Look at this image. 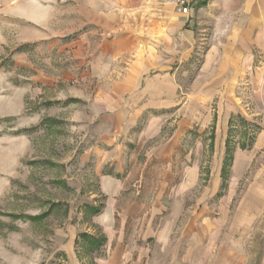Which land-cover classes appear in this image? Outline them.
<instances>
[{"label": "rangeland", "instance_id": "obj_1", "mask_svg": "<svg viewBox=\"0 0 264 264\" xmlns=\"http://www.w3.org/2000/svg\"><path fill=\"white\" fill-rule=\"evenodd\" d=\"M75 1L0 0V264H264L261 162L237 183L223 171L214 186L206 155L186 186L188 153L171 160L173 173L153 162L143 178L141 159L120 195L101 191L95 164L80 159L91 141L65 109L78 99H65L62 82L77 74L89 31ZM186 140L193 149V134ZM83 233L105 242L92 250Z\"/></svg>", "mask_w": 264, "mask_h": 264}, {"label": "crops", "instance_id": "obj_2", "mask_svg": "<svg viewBox=\"0 0 264 264\" xmlns=\"http://www.w3.org/2000/svg\"><path fill=\"white\" fill-rule=\"evenodd\" d=\"M55 2L38 0L48 9ZM196 3L188 16L161 0L72 5L89 31L75 50L77 74L62 82L65 99H78L65 109L91 141L80 159L95 164L106 195L126 190L141 159L143 178L153 162H170L173 173L171 160L188 153L186 186L198 180L206 155L214 186L223 185V171L237 183L253 163L264 167V0ZM133 16L140 21L132 24Z\"/></svg>", "mask_w": 264, "mask_h": 264}, {"label": "built area", "instance_id": "obj_3", "mask_svg": "<svg viewBox=\"0 0 264 264\" xmlns=\"http://www.w3.org/2000/svg\"><path fill=\"white\" fill-rule=\"evenodd\" d=\"M68 2L70 0H61ZM162 4H166L174 9V11L182 16H188L193 11L197 0H161Z\"/></svg>", "mask_w": 264, "mask_h": 264}, {"label": "trees", "instance_id": "obj_4", "mask_svg": "<svg viewBox=\"0 0 264 264\" xmlns=\"http://www.w3.org/2000/svg\"><path fill=\"white\" fill-rule=\"evenodd\" d=\"M88 209H90L91 212H93L94 214H98L101 209L98 207H90V206H86ZM82 237L87 241V243L90 245V247L93 249H100L101 246L103 245V243L105 242L104 238L101 237H94L91 236L87 233H83Z\"/></svg>", "mask_w": 264, "mask_h": 264}]
</instances>
